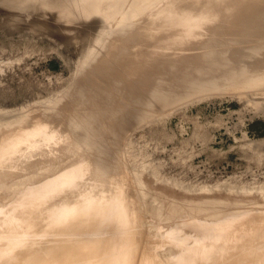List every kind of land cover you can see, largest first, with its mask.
Wrapping results in <instances>:
<instances>
[{"label":"rangeland","instance_id":"1","mask_svg":"<svg viewBox=\"0 0 264 264\" xmlns=\"http://www.w3.org/2000/svg\"><path fill=\"white\" fill-rule=\"evenodd\" d=\"M13 1L16 4L12 0H0V3H3L0 4V10L2 9L0 11V154L2 153L1 155H4L5 159H7L5 160L0 156V161L1 159H3V162L6 161V163L2 161L0 163V245L2 241L6 243V245H1V247H4L2 248L5 252L0 247V264H65L67 261L69 264H93L92 261H97V259L94 260V256L98 257V254L101 256L98 261L108 256V258L106 257L107 260H103V262L112 260L114 264H119L120 260L125 258L127 264H257V260L258 264H264V256L259 254V250L260 253L264 250V237H262L264 234V215L262 214L264 212V203H262V201L264 202V0H172L175 2H173V5L172 3L168 4L169 0L124 1L122 3L123 8H129L133 12L140 7L147 8L146 10L144 9L145 11L142 15H139L143 18L137 16L136 20L128 21V23H132L128 24L130 27H127L131 28L134 25V28L132 27L131 29L132 32L135 31L133 38L135 43L140 38V33L146 32V30H149L150 33L147 32L150 36L153 35L152 32L163 31L162 35H160L162 40L159 42L160 46H163L159 57L162 63L160 71L165 66L166 71L170 70V72L166 73L163 69L162 73L155 74L156 70H154L144 82L137 80V83V81L133 80L136 83L135 85V83L132 84L130 81L134 87L130 85L131 88L129 86L130 89H126L127 92L126 90H120L122 92L116 93V97L115 94L111 95L112 99L108 96L111 101L115 99L112 101L113 103L109 102L107 97L104 96L102 98L105 101L94 97L90 101L83 100V103H77V98H72V101L69 98L68 101L70 100V102H66L64 109H72L73 107L74 109L77 108L75 110L78 111L81 109L79 115L87 119L86 122L88 121L87 123L89 124L80 117V120L82 119L86 123L85 125L81 122L79 123L80 125L82 124L81 126H83L84 130H81L83 129L81 126L80 129L77 125H74L77 127H73L74 129H71V131H65L69 132V134L61 130L60 137L57 135L60 128L56 126L59 129L56 132L54 125L61 124V129L70 130L68 125L72 124L73 121H66L67 124L62 119V115L65 113L63 99L67 93H70L77 84L84 80V76L88 72H84L83 67L93 58L92 54H96L101 49L98 53L104 52L101 54L103 56L106 53L105 50H110L111 44L108 46L109 49L107 47L102 51L100 43L102 39H109V41L111 39L113 42L114 38L118 36L117 26L115 25L118 19L114 14L103 16L98 13L93 18H86V16L82 15V17L77 14L79 17L74 15L78 17L77 19L72 20L73 17H71L69 20V17L62 16V12L68 8L67 5L73 3L70 0H67V5L59 3V0H52L54 2L52 3L55 4V11L52 9L54 6L51 0H39V3L32 0L34 4L30 2L31 0ZM42 2L43 4L40 5ZM17 3L20 4L17 5ZM37 3L40 6H37ZM211 3H216V9L213 8L215 13L200 26L195 27L196 29L200 27L198 31L195 30L191 34H183L184 26L180 24L167 27L170 23L166 20L168 18L164 14H168L167 11L169 9H173L174 13L178 11V13H186L189 11L191 13L199 12L198 14H200ZM23 4L24 6H22ZM59 4L65 7L61 6L59 8ZM157 4H160L159 7ZM10 5L15 8H11ZM43 5H45L44 9ZM163 6L167 11L164 10ZM167 6L171 8L168 9ZM174 6H176V9H174ZM27 7L33 10L31 9V11ZM46 7L51 8L53 12L47 11ZM56 7L59 11H57ZM157 8H161L159 10L165 13L155 10ZM41 9L43 11H40ZM151 10L154 13L158 11L161 14L157 12L159 15H156ZM36 12L38 15L35 14ZM38 12H43L44 14H39ZM46 12H51L52 14L49 13L50 15H47ZM149 14H154L151 22L149 20H152L150 19L152 15L148 16ZM162 14L163 16H161ZM12 15L13 17H11ZM9 16L10 20L8 19ZM98 16L103 19L99 20L101 18L99 17L98 19ZM33 17L35 19H31ZM36 17L40 20H37ZM59 17L63 18V20L65 19L60 24L57 22L60 20ZM147 17L149 19L146 21L149 23L147 24L144 20L145 23L143 24L142 20L147 19ZM154 17L155 19L158 17L160 20H155ZM12 18H15L14 21L18 19V22H13ZM29 18L33 21L35 20V23ZM41 18L47 20L48 23L42 21ZM138 18L139 20L142 19V25ZM66 19L70 22H67L68 20ZM96 20L100 22L99 25ZM20 21L22 24H20ZM52 22L55 23L54 26ZM136 22L137 25L135 27ZM139 23L142 27L139 26ZM33 24L36 25L34 26ZM153 24L156 25L152 26ZM40 25L44 30L40 28ZM50 26L52 30H50ZM64 27L68 28L69 31ZM75 28L78 29V32ZM117 30H119V27ZM171 33H175V35H170ZM112 35L114 36L110 37ZM167 36L170 39L169 42ZM151 42L153 41H150V44ZM174 42L177 44H173ZM130 55L129 51L127 56L123 58L125 63H136L139 60V58L131 57ZM178 62L182 63L183 67L179 66L180 63ZM137 65L134 64L135 68H138ZM149 65L152 64L150 63ZM260 65L261 68H259ZM168 66L170 68L172 66V68H167ZM256 66L258 71L254 69ZM132 67L129 68L131 69ZM179 67L182 69L178 70ZM251 67L254 68L252 69ZM135 68L132 71H136ZM249 69L252 71H249ZM254 74H259V76H253ZM236 75L238 80L235 79ZM249 76H253L252 78L256 77L257 80L255 78L251 80V77L248 78ZM148 77H150V80H148ZM245 78H248L249 81ZM229 79H232L230 81L234 86H232ZM239 80L243 82H239ZM194 84H204V86ZM162 90H165V99L159 100L158 97L163 95ZM182 93L184 94L182 95ZM113 97L115 98L113 99ZM67 103L69 105L70 103H76V106L81 104L86 110L80 106H78V109L72 104L69 106ZM89 105L91 108L87 107ZM86 107L91 110H89L90 113L86 112ZM82 112H85V114ZM85 115L86 117L88 115V117L86 118ZM31 124L33 127L30 126ZM34 125L36 126L34 127ZM40 125H49V127L53 125L54 127L47 129V137L40 138L38 136L34 140L33 136L26 134V132H30L28 130H34L33 128ZM72 125L69 128H72ZM86 126L93 128L92 131L91 129L87 130ZM120 127L122 130H120ZM51 129H55V131L52 133ZM85 130L89 132H86L87 134L83 133ZM75 131L81 138L75 134ZM71 132H74L72 134L81 141L72 135L74 139L78 140L77 142L75 140V143L79 142L78 145L74 143V139H71L73 142H70V136L67 137ZM89 134L92 136L89 137ZM65 136L69 139L68 142ZM52 141H57L54 146L53 143L51 144ZM59 142H61V145L64 143L65 145L63 144V146L67 145V147L71 148H68V150L67 147H62ZM57 145L61 147V150H58L60 153L55 151L59 148ZM73 146L77 147L76 149H74L75 147L73 148L77 154L73 153ZM84 146L88 147L84 149ZM52 147L54 148V153H56L54 156L51 155L53 154ZM50 149L51 152L49 151ZM77 149L83 153L79 150L77 151ZM14 151L18 152L19 158ZM62 151L71 156L66 155L68 157H65ZM71 151H73V155ZM19 152L27 155L22 154L20 156ZM47 152L51 153L50 157ZM78 152H80L79 155ZM84 153L88 154V157ZM13 155L18 158V161L14 160ZM36 155L42 158L38 159V161L40 160L39 164H36V158L38 157L35 158L34 156ZM81 155H86L85 157L83 156L84 162L83 158L81 159ZM29 156L31 159L30 167L28 166L29 160H24L29 159ZM31 156L34 158L32 159ZM22 157L24 158L22 160L26 163L24 166H22L23 164L20 165V163L19 165L17 164ZM43 159H46V161H43ZM32 160L35 163L33 162L32 164ZM83 165L87 167L85 172L81 170ZM11 168H15L14 172ZM69 178L71 181L78 179L76 181L77 185L65 186L61 191L54 192L51 196H49L50 194L46 196L44 192H52L54 185L40 188L51 180L60 183ZM85 179L91 181L88 182ZM6 180L9 181L6 182ZM112 180L114 181L111 182ZM115 180H117V186H113L114 189L117 188L115 191H120L123 185V192L125 191L124 194L122 193L123 197H125L128 204L130 201L132 203V207L127 204L132 209L127 206L128 213L131 210V216L128 218H131L129 220H132L130 221L132 223L128 222L126 224L128 227L131 224L132 226L128 228L126 225H118L119 222L115 223V220H120V215L116 214L113 218L115 222L112 221V223L114 222V227L116 224L117 226L112 230L114 227L110 226L109 221H106L105 223L109 224L107 232L105 228H102L104 222L100 224L98 220L103 217H105V219L103 218L104 220L108 218L106 219L105 215H101V217L94 213V210L88 211L91 212L92 218V213L94 215L97 214V217L100 216L98 220L94 216L98 224L94 218L95 224H90L93 220L89 218L90 216L89 213L86 214L87 212H84L85 214L83 213L82 216L80 215V218H83L82 222L87 221L86 223H81L79 219L76 220L77 217L75 216L77 214L79 216L80 209H82L80 206L83 207L87 204L86 201L88 199L86 198L85 203H83L82 197H87L89 193L88 198H90L95 195V190L97 194V191H100L102 187L106 192L101 190L100 193L110 196L111 190L114 191L112 183L116 184ZM83 181L84 183H82ZM8 182L9 184H7ZM85 183L89 184V186L87 185L88 187H86ZM110 183L111 185L108 188L103 186ZM82 184L85 185H83L84 188H87H85L86 191L85 189L83 190V187L80 188ZM95 184L96 186H94ZM73 186L76 188L74 189ZM97 186L102 187L95 189ZM72 189L77 194L76 198L81 197L79 199L82 202L78 201L81 204L83 203V205L77 203L75 194L70 192ZM108 189L111 190L109 191ZM82 190L85 192H81ZM115 191L113 194H116ZM260 191L263 192L260 193ZM69 192L74 197L67 196L70 194ZM101 194L98 192V196ZM29 198L32 200H29ZM69 198L73 202L71 200V202L66 203ZM259 199L262 200L259 201ZM65 203L68 204V207L69 203H71L74 209L76 204L80 205V208H77L80 211H75V216L73 212L70 214L67 212V214L68 218H73L72 224L75 223L77 226L86 224V228L85 226L82 227L85 228L83 230L81 226H76L82 232H77L79 230L74 227L75 225L71 224L69 219L65 221L74 228L70 225L69 228H73V230L66 227L68 231L65 232V226L68 225L64 221V218H67L65 215L61 219L50 217L49 213L54 205L57 204L66 209L67 205L65 207ZM20 204L28 205V207L23 208L21 206L17 209ZM29 204L34 207L29 209ZM39 206L41 208L38 209ZM257 206L261 210L257 209ZM8 210L11 214L8 213ZM258 210L261 211L260 213L263 216L258 214ZM67 211H69L68 208ZM28 213L30 214L28 215ZM31 214H33V218L30 217V221L29 216ZM83 215L85 216L83 217ZM23 216L28 221L25 222ZM73 216L80 223L76 222ZM252 216L256 217L255 219L257 220L259 219L258 222L255 219H251ZM35 218L38 221L40 219L41 225L34 224L36 220L32 219ZM84 218L90 219V221L88 222ZM244 219H247L245 220L246 223ZM248 220H251V222H248L247 225ZM20 221L22 224L25 222L26 226L31 224L30 226L28 225L30 228L25 229L26 226L24 227V224L22 225ZM259 221L263 224L261 225ZM14 222H17L19 226L17 227ZM190 222L193 223L191 224ZM197 222L199 224L196 229ZM252 223L253 227L254 225L258 227V230L260 229L259 225L263 227L259 230L261 236H257L259 234H257L258 230L256 227L254 228L257 233L253 231L254 228H249ZM96 224L102 227L98 226L99 228H97ZM110 227L112 228L110 229ZM32 228L33 230H31ZM243 228H247L244 230L245 234H243ZM16 229L21 231L13 232ZM69 230L77 233L68 234ZM247 230L250 235L255 234V236L251 235L250 237ZM70 234L73 235L70 236ZM76 235H79V238ZM111 235L113 238H117L115 243L111 244L112 249L110 242H107L109 245L105 242L107 237H110V239L108 238L110 241L113 240ZM58 236H60V241L56 240ZM64 236L67 238L75 236V239L73 237L68 240ZM81 236L85 238L84 244H88L91 240L93 241V238H96L95 242L102 239L109 250L104 244L105 248L101 250L100 247L102 245L100 244L101 246L99 245L98 249L100 248L99 251H102L100 252L101 254L94 252L92 249L96 253H93L94 256H92L91 249H87L91 253L90 258L93 257V260H88V253L84 254L87 252L85 248L82 251L81 247V249L78 248V246L83 245ZM34 237L36 241H33ZM89 237L93 238L90 239ZM46 238H52V240L50 239V241ZM16 239L23 240L22 242L20 240V243H18V240V244H14ZM26 239L28 241L32 240L33 243L31 241L32 244L26 242ZM78 239H80L79 242H82H80L81 245H79ZM108 239L106 241H109ZM62 240H64L65 245L62 244L64 243ZM75 240L77 241L74 242ZM86 240L88 241L85 242ZM253 240L257 242H252ZM70 241L77 243V246H74ZM8 242H12L11 245L7 244ZM227 242L229 246H227ZM231 242L233 243L231 244ZM248 242L253 244L256 254L252 246L250 247L252 252L249 250L250 245ZM71 244L73 247L70 246ZM63 245L64 248L61 247ZM225 246L229 247L228 249L232 250L233 253L235 252V254L231 255V252L229 254V250L227 251ZM239 248L245 250L244 253H241ZM64 249H66L67 253L63 252ZM106 252H111L112 254H105ZM70 253H75V256L68 259L66 255ZM125 253H127L126 256ZM227 253L231 256H227ZM243 254L245 255L244 258ZM258 254L260 256H257ZM251 256L254 257L252 258ZM65 258L67 259L65 260ZM83 258L92 261L87 263ZM79 260H83V262L80 263L81 261L79 262ZM241 260H245V262ZM110 261L108 262L109 264L111 263Z\"/></svg>","mask_w":264,"mask_h":264},{"label":"bare ground","instance_id":"2","mask_svg":"<svg viewBox=\"0 0 264 264\" xmlns=\"http://www.w3.org/2000/svg\"><path fill=\"white\" fill-rule=\"evenodd\" d=\"M9 1V0H8ZM19 1V0H18ZM23 1V0H22ZM22 1H20V2H22ZM26 1V0H25ZM28 1H30V0H28ZM34 1V0H33ZM35 1H39V0H35ZM41 1H44V0H41ZM40 1V2H41ZM55 1V0H54ZM58 1V0H57ZM56 1V2H57ZM124 1H127V0H70V2H73L72 4H70V5H67V0H59V3L61 2L62 4H65V5H67V9H65V11L64 12H62V16H65L66 18H68L69 17V20L71 19V17H73V19L72 20H74V19H77L79 16L77 15V14H79V15H83V16H86V18H93V16L94 15H96V14H98L99 13V15H100V13L104 16H110V15H113L114 14V16L118 19L117 21V23L115 24L117 27H116V31L118 32V36L116 37V38H114V40H113V42L111 41V39H110V41H109V39H105V40H103L102 39V41H101V43H100V45H101V47L100 48H102V51L103 50H105L110 44V50H105V54L102 56L101 54L102 53H104V52H101V53H98L99 51H101V49H99V51H97L96 52V54H92L93 55V58H91V60L90 61H88V63L87 64H85L84 65V67H83V69H84V72H88V73H86V75L84 76V80L81 82V83H79V84H77V86L70 92V93H67V95H66V97L63 99L64 101H63V109H64V105H66V102H70V100L72 101V98H77L78 100V102L77 103H83L82 101L84 100V101H86V100H91L92 98H98L99 100H104V98H102L103 96L104 97H107V99H108V101L110 102L111 100H109V97L108 96H110L111 97V95L112 94H115V97H116V93H119V92H122V91H120V90H126V89H130L131 88V86H133L132 84L133 83H135V82H133V80L134 81H139V82H144V80L145 79H147V76L148 75H150V73L152 72V71H154V70H156L155 71V74H159V73H162V70L164 69L165 70V72L167 73H169L170 72V70L169 71H166V69H165V66L164 67H162L163 69L160 71V68H161V62H160V55H161V50L163 49V46H160V44H159V42H161L160 40H162V38H161V36L160 35H162V32L163 31H159V32H152V36H150V32H149V30H146V32H142V33H140V38H138V41L135 43V40H133V38H134V32L135 31H133L132 32V27L134 26H132L131 28H129L130 27V25H128V24H130V23H132V22H130V23H128V21H133L137 16H139V15H142V13L147 9V8H144V7H140V8H137L134 12L132 11V10H129V8H123V5H122V3L124 2ZM170 1H172V0H169L168 1V4H170V3H172V5L175 3L174 1H172V2H170ZM12 2H14L13 0H12ZM17 2V1H16ZM31 3H33L34 4V2H32V0L30 1ZM49 2V1H48ZM53 1L51 0V3H52ZM174 2V3H173ZM217 2V1H216ZM10 3V2H9ZM8 3V4H9ZM15 3V2H14ZM26 3V2H25ZM24 3V4H25ZM29 3V2H28ZM30 3V4H31ZM36 3V2H35ZM39 3V2H38ZM38 3H37V6H40L41 4H43V2L42 3H40V5H38ZM46 3V2H45ZM54 3V2H53ZM52 3V4H53ZM58 3V2H57ZM160 3V2H159ZM177 3V2H176ZM183 3H185V2H183ZM0 4H3V3H0ZM16 4V3H15ZM18 4H20V3H17V5ZM24 4L22 5V6H24ZM50 4V3H49ZM167 4V5H168ZM179 4V3H178ZM177 4V5H178ZM215 4L216 3H211L210 4V6L209 7H205L204 9H206V10H203V11H201L200 12V14H198L197 12H194V13H191V12H189L188 10V12H186V13H174L175 11L173 10V9H169V8H171V7H169L168 8V6H167V8L169 9V11H167V9L163 6V8H165L164 10H166L167 11V13L168 14H164V16L165 17H167L168 19H166L170 24H169V26L167 25V27H171V26H176L177 24H180V25H182V26H184V30H183V34H191L192 33V31H198V29L200 28H195L196 26L198 27V26H200V24H202L205 20H207L210 16H213L214 15V13H215ZM27 5V4H26ZM25 5V6H26ZM55 4H53V6H54ZM158 5V4H157ZM160 5V4H159ZM159 5H158V7H159ZM176 5V4H175ZM180 5H182V4H180ZM179 5V6H180ZM187 5V4H186ZM186 5H185V7H186ZM13 6H15L14 4H13ZM28 6V5H27ZM44 6L45 5H43V9H44ZM48 6V5H47ZM50 6V5H49ZM56 6H57V4H56ZM62 5L61 4H59V8L61 7ZM184 6V5H183ZM10 7H11V5H10ZM32 8H33V6H31ZM62 7H65V6H62ZM175 8L174 9H176V6H174ZM1 8V7H0ZM4 8V7H3ZM11 8H15V7H11ZM24 8V7H23ZM27 8H29V7H27ZM31 8V9H32ZM35 8V7H34ZM39 8V7H38ZM37 8V9H38ZM42 8V7H41ZM47 8V7H46ZM162 8V7H161ZM161 8H159V9H161ZM173 8V7H172ZM180 8V7H179ZM183 8V7H182ZM213 8H215V9H213ZM25 9V8H24ZM30 9V8H29ZM30 9V10H31ZM49 7L46 9L47 11H51V8L49 9ZM52 9H54V11H55V6H54V8H52ZM56 9H57V11H59L58 10V8L56 7ZM63 9V8H62ZM145 9V10H144ZM158 8L157 9H155V10H159ZM181 9V8H180ZM2 10V9H1ZM0 10V11H1ZM33 10V9H32ZM31 10V11H32ZM39 10V9H38ZM64 10V9H63ZM62 10V11H63ZM150 10V9H149ZM149 10H147V11H149ZM153 10V9H152ZM151 10V11H152ZM171 10V11H170ZM34 11H35V9H34ZM37 11V10H36ZM40 11H43L42 9L40 10ZM61 11V10H60ZM159 11H161V10H159ZM181 12H183V11H185L184 9H183V11L182 10H180ZM51 12H53V10L51 11ZM51 12H49L50 14H52ZM123 12V13H122ZM153 12V11H152ZM158 11H156V13H154V14H156V15H159L158 13H160V12H158ZM4 13H5V10H4ZM39 14H41V13H43V12H38ZM47 13V15H50L48 12H46ZM151 13V12H150ZM161 13H165L164 11L162 12L161 11ZM160 13V14H161ZM2 14H3V12H2ZM9 14V13H8ZM17 14V13H16ZM34 14V13H33ZM36 15H38L37 14V12L35 13ZM44 14V13H43ZM42 14V15H43ZM54 15H55V13H53ZM57 14V13H56ZM60 14V13H59ZM117 14H118V16H117ZM148 14V13H147ZM154 14H151L152 15V18L150 17V19H152V20H149V22H151V21H153V16H154ZM212 14V15H211ZM4 15V14H3ZM25 15V14H24ZM77 15L78 17H75V16ZM150 14L148 15V16H151ZM0 16H1V14H0ZM15 16H17V15H15ZM14 16V17H15ZM20 16V15H19ZM39 16H41V15H39ZM43 16H45V15H43ZM53 16V15H52ZM58 16V15H57ZM82 16V17H83ZM143 16H144V14H143ZM161 16H163V14L161 15ZM2 17H4V16H2ZM11 17H13V15L11 16ZM54 17V16H53ZM52 17V18H53ZM99 17L100 16H98V19H99ZM140 17V16H139ZM20 19H21V16L19 17ZM56 18V17H55ZM60 18V17H59ZM96 18H97V16H96ZM101 18V17H100ZM140 18H143V17H140ZM161 18V17H160ZM163 18V17H162ZM5 19V18H4ZM4 19H2V20H4ZM9 20H10V16H9V18H8ZM8 19H6V20H8ZM15 19V18H14ZM14 19L12 18V20H13V22H16V21H14ZM30 19V18H29ZM31 19H35L34 17L33 18H31ZM30 19V20H31ZM36 19H37V17H36ZM39 19V18H38ZM37 19V20H38ZM45 19V18H44ZM48 20H49V18H47ZM51 19V18H50ZM82 19V18H81ZM84 19V18H83ZM97 19V20H98ZM103 18H101V19H99V20H102ZM149 18L147 17V19L145 18V19H140L139 20V18H138V20L139 21H143V24L145 23V22H147V24L149 23L148 21H146V20H148ZM154 19H155V17H154ZM156 19L159 21L160 19H158V17H156ZM155 19V20H156ZM1 20V21H2ZM11 20V21H12ZM26 20V19H25ZM40 20V19H39ZM41 20L42 21H46L47 23H48V21L47 20H43L42 18H41ZM53 20H54V18H53ZM65 20V19H64ZM63 18L61 19L60 18V20L59 21H57V19H56V21L60 24V23H62L63 21ZM66 20H68V19H66ZM67 21V22H70V21ZM96 20V21H97ZM136 20V19H135ZM144 20H145V22H144ZM154 20V21H155ZM163 20H164V18H163ZM5 21V20H4ZM10 21V22H11ZM22 21H23V19H22ZM28 22H29V20H27ZM31 21H33V20H31ZM35 21V20H34ZM33 21V22H34ZM51 21V20H50ZM55 21V22H56ZM95 21V22H96ZM142 21H141V25H142ZM3 22V21H2ZM8 22V21H7ZM18 22V21H17ZM21 22V21H20ZM26 22V21H25ZM38 22V21H37ZM36 22V23H37ZM138 22V21H137ZM137 22H136V24H135V27H136V25H137ZM35 23V22H34ZM53 23V22H52ZM58 23H57V26H58ZM97 23H98V25H99V21H97ZM17 24V23H16ZM20 24H22V22L20 23ZM39 24V23H38ZM34 25V24H33ZM36 25V24H35ZM34 25V26H35ZM55 25V23H53V26ZM62 25V24H61ZM64 25V24H63ZM66 25V24H65ZM82 25V24H81ZM97 25V26H98ZM140 25V23H139V26H141ZM156 25V24H155ZM154 24L152 25V26H155ZM31 26H32V24H31ZM83 26V25H82ZM127 26H129V27H127ZM46 27V26H45ZM59 27H60V25H59ZM72 27H74V26H72ZM77 27H79V26H77ZM84 27V26H83ZM118 27H119V30H117L118 29ZM142 27V26H141ZM37 28V27H36ZM40 28H42L41 27V25H40ZM50 30H52V27L50 26ZM64 28H66V27H64ZM70 28V27H69ZM134 28V27H133ZM155 28V27H154ZM195 28V29H194ZM43 29V28H42ZM47 29H49V28H47ZM56 29V28H55ZM67 30H68V28H66ZM76 29V28H75ZM80 29V28H79ZM145 29V28H144ZM143 29V30H144ZM170 29H172V28H170ZM44 30V29H43ZM60 30V29H59ZM77 30V32H78V29H76ZM156 30V29H155ZM56 31H58L57 29H56ZM61 31V30H60ZM69 31V30H68ZM71 31V30H70ZM149 33H148V32ZM158 31V30H157ZM53 32H55V31H53ZM62 32V31H61ZM63 32H64V30H63ZM66 32V31H65ZM74 32V31H73ZM58 33V32H57ZM69 34V33H68ZM58 35V34H57ZM139 35V34H138ZM170 35H175V33H171ZM62 36V35H61ZM64 36V35H63ZM72 36V35H71ZM79 36V35H78ZM114 35H112V36H110V37H113ZM133 36V37H132ZM149 36H150V39H149ZM65 37V36H64ZM132 37V38H131ZM157 37V38H156ZM172 37V36H171ZM170 37V38H171ZM155 39V40H154ZM167 39H169V37L167 36ZM166 39V40H167ZM109 41V42H108ZM150 41H153V42H151V44H150ZM165 41V40H164ZM163 41V42H164ZM170 41V39L168 40V42ZM175 41V40H174ZM179 41V40H178ZM182 41V40H181ZM106 42H107V44H106ZM162 42V43H163ZM171 42H173V41H171ZM177 42V41H176ZM176 42H174L173 44H177ZM109 43V44H108ZM153 43V44H152ZM161 43V44H162ZM171 44V43H170ZM169 44V45H170ZM113 45V46H112ZM164 45H165V42H164ZM151 46V47H150ZM167 46V45H166ZM168 47H170V46H168ZM107 49H109V47L107 48ZM187 49V48H186ZM112 51V52H111ZM130 51V53H131V57H135V58H139V60L135 63V62H130V63H125V61H124V57L125 56H127V52H129ZM109 54V55H108ZM171 54H172V52H171ZM102 56V57H101ZM170 57V56H169ZM171 59V58H170ZM169 59V60H170ZM257 59H259V58H257ZM237 60V59H236ZM128 61V60H127ZM136 61V60H135ZM167 61V60H166ZM172 61V60H171ZM181 62V61H180ZM180 62H178V63H180ZM210 62V61H209ZM134 63V64H138L137 65V67L138 68H135L136 66H134V64H133V67H132V64ZM151 63L152 65H149V64ZM211 63V62H210ZM213 63V62H212ZM217 63V62H216ZM261 63V62H260ZM173 64V63H172ZM172 64H170V65H172ZM175 64V63H174ZM177 64V63H176ZM194 64V63H193ZM198 64V63H197ZM219 64V63H218ZM255 64V63H254ZM127 65H130V66H128L127 67ZM169 65V66H170ZM179 65V64H178ZM178 65H176V66H178ZM183 64L182 63H180V65L179 66H182ZM212 65V64H211ZM214 65V64H213ZM215 65H217V64H215ZM150 66V67H149ZM167 66V65H166ZM167 67V68H170V67ZM173 66H175V65H173ZM129 67H132L131 69L129 68ZM183 67V66H182ZM214 67V66H213ZM255 67V66H254ZM253 67V68H254ZM263 67V66H262ZM133 68H135L136 69V71H132L133 70ZM171 68H172V66H171ZM170 68V69H171ZM174 68V67H173ZM252 68V67H251ZM252 68V69H253ZM259 68H261V65H260V67ZM134 69V70H135ZM176 69V68H175ZM174 69V70H175ZM180 69H182V68H180L179 67V69L178 70H180ZM256 71H258L257 69V66H256V68H254ZM173 70V69H172ZM177 70V69H176ZM218 70V69H217ZM231 70V69H230ZM251 69H249V71H250ZM150 71V72H149ZM159 71V72H158ZM242 71H244V70H242ZM252 71V70H251ZM91 72V73H90ZM164 71H163V73H165ZM217 72V71H216ZM232 72V71H231ZM241 72V71H240ZM198 73H199V71H198ZM244 73V72H243ZM243 73H241V74H243ZM245 73H246V70H245ZM248 73V72H247ZM154 73H153V75H155ZM241 74H239V75H241ZM250 74V73H249ZM248 74V75H249ZM260 74V73H259ZM259 74L258 75H256V74H254L253 76H255L256 75V77L257 76H259ZM214 75V74H213ZM251 75V74H250ZM244 76V75H243ZM243 76H241V77H243ZM252 76V77H253ZM195 77V76H194ZM251 76H249L248 78H250ZM251 77V80L252 79H254L255 78V80H257V78L256 77H254V78H252ZM231 78H233V77H231ZM238 77H237V75H236V77H235V79L236 80H238L237 79ZM247 78V79H248ZM234 79V78H233ZM241 79V78H240ZM246 79V78H245ZM246 79V80H247ZM148 80H150V77H148ZM230 80H232V79H229V81ZM243 80V79H242ZM242 80H239V82H243ZM130 81H131V83H130ZM138 81H137V83H138ZM147 81V80H146ZM160 81V80H159ZM158 81V82H159ZM162 81V80H161ZM229 81H226V82H229ZM245 81V80H244ZM248 81H249V79H248ZM163 82V81H162ZM245 82H247V81H245ZM230 83H231V81H230ZM234 83V82H233ZM236 83L238 84V82L236 81ZM235 83V84H236ZM224 84V83H223ZM222 84V85H223ZM232 84V83H231ZM131 85V86H130ZM135 85H136V83H135ZM161 85V84H160ZM194 85H198V86H204V84H194ZM129 86H130V88H129ZM232 86H234V84H232ZM263 86H264V84H263ZM134 87V86H133ZM164 87V86H163ZM167 90V89H166ZM170 90V89H169ZM163 91V90H162ZM161 91V92H162ZM126 92H127V90H126ZM167 92V91H166ZM164 93H165V90L163 91V95H160V97H158L159 98V100H164L165 99V97H164ZM166 94V93H165ZM184 93H182V95H183ZM155 95H157V94H155ZM187 95V94H186ZM185 95V96H186ZM119 96H120V94H119ZM166 96V95H165ZM115 97H113V99L115 98ZM70 98V100L68 101V99ZM149 98V97H148ZM155 98V97H154ZM153 98V99H154ZM111 99H112V97H111ZM118 99V98H117ZM149 99H151V98H149ZM157 99V98H156ZM102 100V101H103ZM115 100V99H114ZM114 100H112V101H114ZM147 100V99H146ZM158 100V101H159ZM105 101V100H104ZM108 101H106V102H108ZM111 101V102H112ZM142 101H144V100H142ZM155 101V100H154ZM92 102V101H91ZM108 102V103H109ZM145 102V101H144ZM150 102V101H149ZM156 102V101H155ZM67 103V104H68ZM113 103V102H112ZM142 103V102H141ZM146 103V102H145ZM74 105V106H76L74 103H70V105ZM86 104H89V103H86ZM155 104V103H154ZM158 104V103H157ZM69 105V104H68ZM69 105V106H70ZM91 106H92V104H90ZM87 106L88 108H91V106ZM94 105H95V103H94ZM93 105V106H94ZM143 105H145L144 103H143ZM147 105V104H146ZM156 105V104H155ZM159 105V104H158ZM78 106H80V107H83V109H85L84 108V106L83 105H77L76 107H78ZM86 107V108H87ZM87 108V111L86 112H88V113H90V109H88ZM93 108V107H92ZM75 109H77V108H75ZM74 109V107L72 108V109H64L65 110V113L62 115V119H63V121L64 122H71L72 120V124L70 123V125H68L69 127L72 125V128H69L68 127V129H70V130H67L66 128H62L61 129V124L59 125H54L55 126V128H56V132H57V129L58 128H60V130H59V133L57 134L58 136H59V134L63 131L64 133H66V134H69V132L67 133V132H65V131H71V129H74L73 127H75L74 125H77L79 128H80V126L82 125V124H86L87 122H86V120L87 119H85V118H83V117H81L79 114H80V110L78 111V110H75ZM78 109H79V107H78ZM86 110V109H85ZM84 110V111H85ZM90 110V111H89ZM83 111V110H82ZM83 113V112H82ZM83 114H85V112L83 113ZM82 114V115H83ZM87 114V113H86ZM132 114V113H131ZM136 116V115H135ZM80 117L81 118H83V119H85V122H84V120H80ZM85 117H86V115H85ZM87 117H88V115H87ZM86 117V118H87ZM137 117V116H136ZM89 118H91V116H89ZM65 119V120H64ZM67 119V120H66ZM138 119H139V117H138ZM90 121V120H89ZM93 121V120H92ZM129 121V120H128ZM66 122V123H67ZM82 123L81 125L79 124V123ZM56 123H58V122H56ZM68 124V123H67ZM87 124H89V123H87ZM90 125H92L91 123H90ZM89 125V126H90ZM31 127H33V125L31 124L30 125ZM36 125H34V127H35ZM53 126V125H52ZM52 126H50L49 127V125H46V126H37L36 128H33L34 130H28V131H30L29 133H27L26 132V134L27 135H31V136H33V139L34 138H37L38 136L40 137V138H43V137H47V134L46 133H48V132H46L47 131V129L48 128H51ZM53 126V127H54ZM58 128H57V127ZM76 126V127H77ZM30 127V128H31ZM75 127V128H76ZM82 128H83V126H81ZM87 127V126H86ZM90 127H92V126H90ZM81 129V128H80ZM79 129V131H81V130H84V128L83 129H81L80 130ZM89 129H91V128H88L87 127V130H89ZM93 129V128H92ZM92 129H91V131H92ZM62 130V131H61ZM76 130H78V129H76ZM120 130H122L121 129V127H120ZM48 131H50V130H48ZM53 131H55V129L53 130V129H51V132L53 133ZM74 131V130H73ZM94 131V130H93ZM76 132L77 131H75V134H76ZM86 132H89V131H84L83 133H86ZM55 133V132H54ZM74 134V132H71L70 133V135H66L67 137H69L70 136V142H73L72 140L74 139L73 138V136L74 137H76L75 135H73ZM87 134V133H86ZM90 134H91V132H90ZM90 134L88 135L89 137H91L90 136ZM92 134H93V132H92ZM55 135H56V133H55ZM63 135V134H62ZM73 135V136H72ZM77 135V134H76ZM60 136H61V134H60ZM59 136V137H60ZM65 136V137H66ZM77 136H79V135H77ZM56 137V136H55ZM63 137V136H62ZM66 137V138H67ZM80 137V136H79ZM86 137V136H85ZM94 137V136H93ZM92 137V138H93ZM58 138V137H57ZM77 139H78V137H76ZM76 138L74 139V143H75V140H76ZM81 138V137H80ZM87 138V137H86ZM63 139V138H62ZM68 138L66 139L67 140V142H68V140H69ZM72 139V140H71ZM35 140V139H34ZM64 140H65V138H64ZM66 140H65V142H66ZM79 140V139H78ZM78 140H76V142L78 141ZM89 140H90V138H89ZM57 141H59V140H57ZM57 141H55V142H57ZM80 141V140H79ZM92 141H94V140H92ZM54 141H52L51 142V144L53 143V146H54V143H55ZM62 142V141H61ZM61 142H59V144L61 145ZM81 142V141H80ZM91 142V141H90ZM90 142H88V143H90ZM83 143H85V142H83ZM64 144V143H63ZM63 144L61 145L62 147H64V148H66L67 147V145L66 146H63ZM69 144V143H68ZM76 145H78L79 144V142L78 143H75ZM47 145V144H46ZM50 145V144H49ZM65 145V144H64ZM73 145V144H72ZM72 145H70V146H72ZM84 145V144H83ZM86 145V144H85ZM45 146V145H44ZM89 146V145H88ZM88 146H84V149L86 148V147H88ZM96 146H98L97 144H96ZM57 147H59V148H57V150H55V151H58V150H61L60 148V146L59 145H57ZM75 146H73L72 147V150H73V148H74ZM68 148H71V147H67V149ZM77 147H75L74 149H76ZM79 148H80V146H79ZM49 149V148H48ZM54 148L52 147V151H53V154H51V153H48L47 152V154H49V157H50V154L51 155H53L54 156V154H56V153H54V150H53ZM56 149V148H55ZM84 149L82 148V150L84 151ZM62 150H64V149H62ZM69 150V149H68ZM79 149H77V151H78ZM15 151H18V150H15ZM14 151V152H15ZM48 151V150H47ZM50 152H51V149L49 150ZM65 151H66V149H65ZM65 151H62V153L63 154H65ZM74 151V150H73ZM73 151H71V153L73 152ZM76 151V150H75ZM73 152L74 154H77L76 152ZM80 151V150H79ZM59 152V151H58ZM57 152V153H58ZM70 152V151H69ZM80 152H82V151H80ZM80 152H78V155H79V153ZM15 153H17V155L15 154ZM14 154L16 155V156H18V158H19V155H18V152H15ZM20 153V156L23 154L22 152H19ZM60 153V152H59ZM58 153V154H59ZM61 153V154H62ZM73 153H72V155H73ZM83 153V152H82ZM2 154V153H1ZM0 154V156H2L4 159H5V156L4 155H1ZM25 154V153H24ZM23 154V155H24ZM30 154V153H29ZM46 154V155H47ZM84 154H86V153H84ZM27 154H25V156H26ZM45 155V156H46ZM66 155H68V156H71L70 154H65V157H68V156H66ZM87 155V157H88V154H86ZM86 155H81L82 157H81V159L83 158V156L85 157ZM24 156V157H25ZM38 156V157H37ZM42 156H43V154H42ZM41 156V157H42ZM56 156V155H55ZM62 156H64V155H62ZM32 157V156H31ZM36 159H37V161H36V159H34L37 163L36 164H39V161H38V159L40 158L39 157V155H36V156H34ZM34 157H32V159L34 158ZM1 158V157H0ZM12 158V157H11ZM13 158H14V160L16 159L17 161H18V158H16V157H14V155H13ZM26 158H28V157H26ZM10 159V158H9ZM8 159V160H9ZM22 159H24L23 157L20 159V161L17 163L18 165H19V163H20V165H22V166H24V165H26V163L22 160ZM40 159H42V158H40ZM46 159H47V157H46ZM46 159H43V161H46ZM5 160H7V159H5ZM4 160V161H5ZM22 160V161H21ZM25 161H28L29 160V164H28V166L30 165V156H29V159H24ZM83 160V162H84V158L82 159ZM1 161L3 162V159H1ZM1 161H0V163H1ZM11 161H13V160H11ZM16 161V162H17ZM35 161H31V163L33 164V162L35 163ZM42 160H41V162H43ZM15 162V161H14ZM14 162H13V164H14ZM21 162H24V163H21ZM82 162V161H81ZM3 163H6V161L5 162H3ZM3 163H2V165H3ZM11 163V162H10ZM9 164V163H8ZM12 164V163H11ZM17 164H15V166H17ZM10 165V164H9ZM87 165V164H86ZM14 166V167H15ZM32 166V165H31ZM84 166V167H83ZM82 166V168H81V170L83 171V172H85V170L87 169V167L85 166V165H83ZM88 166V165H87ZM30 167V166H29ZM90 167V166H89ZM16 168V167H15ZM14 168V169H15ZM25 168V167H24ZM28 168V167H27ZM32 168V167H31ZM6 169V168H5ZM8 169V168H7ZM12 169V168H11ZM14 169H12L13 170V172H14ZM23 169V168H22ZM9 171L11 172V170H10V168H9ZM22 171V170H21ZM6 173V172H5ZM4 173V174H5ZM12 173V172H11ZM21 173V172H20ZM9 174V173H8ZM14 174V173H13ZM3 175V174H2ZM11 175V174H10ZM5 176V175H4ZM1 177V176H0ZM11 177V176H10ZM9 177V178H10ZM21 177V176H20ZM12 178V177H11ZM15 178V177H14ZM82 178V177H81ZM13 179V178H12ZM23 179V178H22ZM21 179V180H22ZM80 179V178H79ZM11 180V179H10ZM78 179H76V180H73V181H71L70 180V178L68 179V180H64V181H62V182H57V181H55V180H51L50 182H47V183H45V185H42L40 188H46V187H48V186H51V185H54V190L52 191V192H50V193H47V192H44L45 193V195L47 196V195H49V196H51V195H53V193L54 192H58V191H61L65 186H69V185H71V184H74V186H75V184L77 185V183H76V181H77ZM83 180V179H82ZM85 180H87V179H85ZM84 180V181H85ZM117 180H119L118 178H117ZM117 180H115V182L117 181ZM7 181H9V180H6V182ZM25 181V180H24ZM84 181L82 182V183H84ZM88 182L89 181H91V180H87ZM87 181H85V182H87ZM114 180H112L111 182H113ZM123 181V180H122ZM5 182V181H4ZM25 182H27V181H25ZM20 183H21V181H20ZM23 183V182H22ZM32 183H34V182H32ZM120 183V182H119ZM118 183V184H119ZM7 184H9V182L7 183ZM90 184H91V182H90ZM113 185H112V189H114V187L115 186H117V182H116V184H114V183H112ZM121 184V183H120ZM6 185V184H5ZM83 185L84 184H82L81 185V187L80 188H82L83 187ZM85 185H86V187H88L89 186V184H87V183H85ZM84 185V186H85ZM88 185V186H87ZM111 185V183L109 184V185H103L105 188L107 187H109ZM1 186V185H0ZM3 186H4V183H3ZM31 186V185H30ZM73 186V188L75 189L76 187H74ZM91 187H93L92 185H90ZM94 186H96V184L94 185ZM114 186V187H113ZM120 186V185H119ZM15 187V186H14ZM85 187V188H86ZM90 187V188H91ZM102 186H97V187H95V189L97 188H101ZM121 187V186H120ZM119 187V188H120ZM124 186L122 185V187L120 188L121 190H122V192H121V190L120 191H115V189L117 190V188H115L114 189V191L116 192V194H113L114 193V191H112L111 189H108L109 191L111 190V194H110V196L109 195H107V196H105V195H102L101 193H100V191L102 190H104L105 191V189L103 188H101V190L100 191H97V194H96V190L94 191V194L95 195H97V196H91L90 198H88V196H89V193H88V196L87 197H82L83 198V203H85V200H86V198L88 199L87 201H86V203L88 204H85L83 207L82 206H80L82 209H80L81 211H83L81 214H80V210H77V208L79 209L80 207L76 204V203H74V204H76V206H75V209L74 208H72V206H71V203H69V207H68V204H66V203H68L69 201L71 202V200L73 199L74 200V196H75V198L77 197V194H76V192L74 193L73 192V190L74 189H72V190H70V192H72V193H74L75 195L73 196V194L72 193H70L69 195H67V196H69V197H71V196H73L72 197V199L70 200V198L68 199V200H66L65 202V207H66V205H67V207H66V209H64V207L62 208V207H60V206H58L57 204L56 205H54L53 207H52V210H51V212L49 213V215H50V217L52 216L54 219H57V218H59V219H61V218H63L64 217V215L65 216H67V218L65 219L64 218V221L65 220H68L69 219V221L71 222H73V218H72V220H71V218H68V214H70V213H72L73 212V215H74V213H75V211L77 212H79V216H78V214H77V216H75L76 215V213H75V217H77V219L76 220H78L79 219V221L81 222V223H83V222H85V221H83L82 222V217L80 218V215L82 216V214L85 212H87L86 214H88L89 213V218H92L91 216L92 215H90V213L91 212H89L88 210H90V211H92V210H94V213H97L98 215H105L106 216V219L108 218H111V219H107V220H104L105 219V217H103L102 219L100 218V216L99 217H97L98 215L96 214V215H94V213H92L93 214V218H94V220H95V217L94 216H96L97 218V220H98V218H100V220H104V221H100V220H98L99 221V223L100 224H102V222H108L109 221V223H110V226L112 225L113 227H114V222L115 223H117V222H119L118 223V225H126L128 222H130V221H132V220H129V219H131V218H128V217H130L131 215V208H129V206H131L132 207V203H131V201H130V205L128 204V202H127V200H125V197H123V194H124V192H123V190H124V188H123ZM9 188V187H8ZM7 188V189H8ZM29 188V187H28ZM84 187H83V190L85 189ZM94 188V187H93ZM92 188V190H94ZM118 188V189H119ZM261 188H263V187H261ZM24 189V188H23ZM31 189V188H30ZM87 189V188H86ZM86 189H85V191H86ZM258 189H260V188H258ZM26 190V189H25ZM69 190V189H68ZM80 190V189H79ZM81 191V192H85V191ZM88 190H89V188H88ZM91 190V191H92ZM260 190H262V189H260ZM80 192V191H79ZM79 192H78V194H79ZM81 192H80V194H81ZM98 192H99V194H101V195H99L98 196ZM106 192V191H105ZM108 192V191H107ZM263 192V191H262ZM261 191H260V193H262ZM18 193V192H17ZM109 193V192H108ZM123 193V194H122ZM256 193H257V191H256ZM14 194V193H13ZM72 194V195H71ZM93 194V193H92ZM258 194V193H257ZM63 195H64V193H63ZM91 195V194H90ZM260 195V194H259ZM258 195V196H259ZM262 195V194H261ZM48 196V197H49ZM127 197H128V195H127ZM68 198V197H67ZM79 198H81V197H78V198H76L77 199V201L78 200H80L81 202H82V200L81 199H79ZM254 198H256V196H254ZM263 198H264V196H263ZM75 199V200H76ZM128 199H130V198H128ZM258 199V198H257ZM29 200H32L31 198H29ZM73 200H72V202H73ZM260 200H262V199H259V201ZM256 201V200H255ZM254 201V202H255ZM81 202L79 203V201L77 202L78 204H81ZM171 202V201H170ZM251 202V201H250ZM258 202V201H257ZM83 203L81 204V205H83ZM262 203H264L263 201H262ZM73 204V203H72ZM129 206H128V205ZM171 204V203H170ZM253 204H255V203H253ZM257 204V203H256ZM30 205V207H29V209H32L31 207H34L33 205L31 206V204H29ZM173 205V204H172ZM21 206H23V208H27L28 207V205H25V204H20V206H18L17 207V209L18 208H20ZM41 206H43V205H41ZM70 206H71V208H70ZM127 206H128V208L129 209H131L130 211H129V213H128V208H127ZM260 206H262V205H260ZM250 207V206H249ZM258 207V206H257ZM36 208V207H35ZM39 208H41L40 206L38 207V209ZM67 208H68V210L69 211H67ZM85 210H84V209ZM255 208V207H254ZM257 209H259V207L257 208ZM263 209V208H262ZM259 210H261V209H259ZM258 210V211H259ZM66 211V212H65ZM255 211H256V209H255ZM257 211V212H258ZM67 212H68V214H67ZM261 211H259V213L258 214H260L261 216H263L264 215V212L261 214L260 213ZM8 213H10L9 212V210H8ZM13 213V212H12ZM84 213V214H85ZM112 213V214H111ZM11 214V213H10ZM30 213H28V215H29ZM116 214H119L120 215V220H115L114 221V217L116 216ZM27 215V214H26ZM129 215V216H128ZM257 215V214H256ZM259 215V216H260ZM33 216V214H31L30 216H29V219H30V221H31V218L30 217H32ZM37 216V215H36ZM63 216V217H62ZM73 216V217H74ZM85 215H83V217H84ZM87 216V215H86ZM108 216H110V217H108ZM261 216L259 217L260 219H261ZM24 217V216H23ZM28 217V216H27ZM75 217H74V220H75ZM79 217V218H78ZM102 217V216H101ZM246 217V216H245ZM26 217H24V219H25ZM33 218V217H32ZM88 218V217H87ZM93 218H92V220H93ZM247 218V217H246ZM256 218V217H255ZM254 218V216H252L251 217V219H255ZM258 218V217H257ZM19 219V218H18ZM21 219H22V217H21ZM28 219V218H27ZM39 219V218H38ZM81 219V220H80ZM85 219V218H84ZM248 219H250L249 217H248ZM262 219H263V217H262ZM32 220H36V221H34V224H40L41 223V221H40V219H39V221L37 220V218H35V219H32ZM42 220V219H41ZM75 220V221H76ZM85 220H88V219H85ZM93 220V222H90V224H95V221ZM111 220V221H110ZM245 220H247V219H244V222H245ZM257 222H258V220L257 219H255ZM255 220H254V223H255ZM25 222L26 221H28V220H24ZM23 221V222H24ZM64 221H62L63 222V224H65V223H67L66 221H65V223H64ZM68 221V222H69ZM74 221V222H75ZM90 221V219L88 220V222ZM98 221H96V223L98 222ZM112 221H114L113 223H112ZM262 221V220H261ZM261 221H259V223L261 222ZM263 221H264V219H263ZM21 222V221H20ZM25 222L23 223L24 224V227L26 226L25 225ZM36 222V223H35ZM38 222V223H37ZM72 222H71V224H72ZM76 222H78V221H76ZM80 222H78V223H80ZM87 222V221H86ZM85 222V223H86ZM185 222V221H184ZM243 222V221H242ZM243 222V223H244ZM248 222H251V220L249 221H247V225H248ZM253 222V221H252ZM29 223V222H28ZM32 224H33V222H31ZM83 224V226H81V228L82 227H84L85 226V228H86V224ZM103 223V227L102 226H100V225H97L96 224V227L97 228H99L98 226H100V228L102 227V228H105L106 229V231L108 232V229H109V227H108V223H105L104 224ZM130 223H132V222H130ZM183 223V222H182ZM188 223V222H187ZM186 223V224H187ZM191 224L193 223V222H190ZM236 223H239V222H236ZM246 223V222H245ZM244 223V224H245ZM14 224H16L17 225V222H14ZM13 224V225H14ZM19 224V223H18ZM21 224H22V222H21ZM22 224V225H23ZM27 224V223H26ZM68 225H64L65 226V232L66 231H68V229L66 230V227H68L69 228V226L71 225H69V223H67ZM77 224V223H76ZM107 224V225H106ZM189 224V223H188ZM195 224V223H194ZM199 223L197 222V224H196V229H197V225H198ZM256 224H258V223H256ZM261 224V223H260ZM263 224V223H262ZM261 224V225H262ZM13 225H12V227H13ZM31 225V224H27V226H26V228L25 229H27V228H30L29 226ZM41 225V224H40ZM72 225H75V223L74 224H72ZM71 225V226H72ZM87 225H88V223H87ZM107 227H106V226ZM183 225V224H182ZM181 225V226H182ZM202 225H204V224H202ZM231 225V224H230ZM251 225V224H250ZM19 225H17V227H18ZM77 225H75L74 227H76ZM79 225L77 226V227H80ZM105 226V227H104ZM116 226H117V224H116ZM115 226V227H116ZM127 226V225H126ZM125 226V227H126ZM132 226V224L131 225H129V227L128 228H130ZM188 226V225H187ZM192 226V225H191ZM194 226V225H193ZM200 226H201V224H200ZM200 226H198V227H200ZM207 226V225H206ZM206 226H204V227H206ZM238 226V225H237ZM264 226V225H263ZM36 227V226H35ZM73 227V226H72ZM73 227V228H74ZM77 227H76V229H77ZM115 227L114 228H112V227H110V229L112 228V230H114L115 229ZM125 227H123V228H125ZM185 227V226H184ZM189 227V226H188ZM239 227V226H238ZM254 227H256V225H254ZM253 227V223H252V225L251 226H249V228H254ZM14 228H16V226H14ZM73 228L71 229V228H69V229H71V230H73ZM85 228H82V230L83 229H85ZM108 228V229H107ZM190 228H192V227H190ZM233 228H234V226H233ZM257 228V230H258V227H256ZM259 230H261V228H263V227H260V225H259ZM7 229V228H6ZM9 229V228H8ZM11 229V228H10ZM54 229V228H53ZM76 229H74V230H76ZM245 229H247V228H245ZM244 228H243V232H244V230H245ZM14 230V229H13ZM20 230V229H19ZM18 229H16L15 231H13V232H16V231H19ZM31 230H33V228L31 229ZM56 230V229H55ZM54 230V231H55ZM71 230H69L70 232H68V234L69 233H74L75 234V232L77 231V230H79V231H77V232H80L81 231V229L80 228H78L76 231H73V232H71ZM93 230V229H92ZM91 230V231H92ZM126 230H127V228H126ZM192 230V229H191ZM259 230L257 231V232H255V228H254V232L255 233H257V234H259ZM264 230V229H263ZM262 230V231H263ZM5 231H7V230H5ZM11 231H12V229H11ZM21 231V230H20ZM23 231V230H22ZM53 231V230H52ZM51 231V232H52ZM96 231V230H95ZM97 231H99V230H97ZM110 231V230H109ZM248 231V230H247ZM250 231H252V230H250ZM261 231V232H262ZM10 232V231H9ZM8 232V233H9ZM58 232V231H57ZM76 232V233H77ZM82 232V231H81ZM94 232V231H93ZM7 233V234H8ZM221 233V232H220ZM246 232H244L243 234H245ZM248 233H249V231H248ZM248 233H247V235H248ZM91 234V233H90ZM116 234V233H115ZM121 234H122V232H121ZM216 234H218V233H216ZM223 234V233H222ZM262 234H263V232H262ZM71 235H73V234H70V236ZM113 235V234H112ZM111 235V236H112ZM249 235H250V233H249ZM251 235H253V234H251ZM251 235H250V237H251ZM69 236V235H68ZM77 236V238H79L78 236L79 235H76ZM85 236V238H86V235H84ZM96 236V235H95ZM94 236V237H95ZM116 236V235H115ZM114 236V237H115ZM253 236H255V234L253 235ZM257 236H261L260 234L259 235H257ZM57 237V236H56ZM63 237V236H62ZM61 237V238H62ZM64 237H66V236H64ZM74 237V239H75V236H73ZM73 237H71V238H73ZM247 237V236H246ZM262 237H264V234H263V236ZM261 237V238H262ZM31 238H33V237H31ZM31 238H29V239H31ZM67 238V237H66ZM65 238V239H66ZM71 238L70 237H68L67 239L69 240H71ZM76 238V239H77ZM81 238V241L83 242L84 240H85V238H82V236L80 237ZM90 238V237H89ZM91 238H93V237H91ZM90 238V239H91ZM110 239V237H107V238H105V242L107 243V242H110L109 244L111 245L113 242L115 243V241H116V239L115 238H113V236H112V239L114 240H112V241H110L109 239ZM247 238H249V237H247ZM261 238H259L260 240H261ZM27 239H28V237H27ZM26 239V240H27ZM34 239H35V237H34ZM33 239V241H36V239L34 240ZM46 239H48V238H46ZM51 240H52V238H50ZM50 239H48V240H50ZM54 239V238H53ZM59 239V240H58ZM58 239L56 238V240L57 241H60V236H58ZM83 239V240H82ZM86 239H88V238H86ZM94 240V242L92 241H90L88 244L86 243V244H84V242L82 243L81 241V243L83 244L82 246H78V248L79 249H81V251L85 248V250L87 251V249L88 250H90L91 249V251H92V249H93V251L94 252H96V253H100V252H102V251H99L100 250V248H101V250H103L105 247H104V245L107 247V244H105L103 241H102V239H100L101 241H99L98 239V241H96L95 242V239L96 238H93ZM106 239H108L109 241H106ZM240 239H241V236H240ZM250 239V238H249ZM252 239H253V237H252ZM12 240V239H11ZM17 240V239H16ZM14 241V244H16L17 242H18V240H19V242L18 243H20V240L21 239H18L17 241ZM23 240V239H22ZM22 240H21V242H22ZM38 240V239H37ZM50 240V241H51ZM79 240L80 239H78V243H80L79 242ZM89 240V239H88ZM88 240H86L85 242H87ZM236 240V239H235ZM235 240H233V241H235ZM245 240V239H244ZM6 242H7V240H5ZM4 241V242H5ZM31 242H32V240H30ZM30 241H26V242H30ZM63 242H64V240H62ZM62 241H61V243H62ZM77 240H75L74 242H76ZM257 242L256 240H253L252 242ZM12 242H13V240H12ZM11 242V243H12ZM30 242V243H31ZM47 242V241H46ZM67 242V241H66ZM70 242H72V244H74V246H77L76 244L77 243H73V241H70ZM101 242V243H100ZM239 242H240V240H239ZM249 242H250V240H249ZM248 242V243H249ZM11 243H7V244H9V245H11ZM17 243V244H18ZM33 243V242H32ZM31 243V244H32ZM81 243L79 244V245H81ZM99 243V244H98ZM233 242H231V244H232ZM2 244H4V245H6V243H3V241H2ZM1 244V245H2ZM62 244H64L65 245V242L64 243H62ZM72 244L70 245V246H72ZM103 246H101V245ZM104 244V245H103ZM108 244V245H109ZM227 244H228V242H227ZM1 245H0V247H1ZM64 245L63 246H61V247H63L64 248ZM67 245V244H66ZM99 245L101 246L99 249H98V247H99ZM226 245V244H225ZM249 250L251 251V246L253 245L252 243L250 244L249 243ZM114 246V245H113ZM227 246H229V244L227 245ZM248 246V245H247ZM246 246V247H247ZM3 247V246H2ZM1 247V249L2 250H4L3 248ZM10 247H12V246H10ZM66 247V246H65ZM73 247V246H72ZM81 247V248H80ZM226 247V246H225ZM241 247H243V246H241ZM255 247V246H254ZM63 248H61V249H63ZM75 249H76V247H74ZM77 248V249H78ZM109 248H110V246H109ZM229 248V247H228ZM227 247H226V250L228 251L229 249H228ZM243 248H245V247H243ZM60 249V250H61ZM97 249V250H96ZM107 249H108V247H107ZM106 249V250H107ZM111 249H112V245H111ZM248 249V248H247ZM252 249H253V246H252ZM263 249V248H262ZM261 249V250H262ZM105 250V251H106ZM109 250V249H108ZM107 250V251H108ZM235 250V249H234ZM239 250H241V248H239ZM62 251V250H61ZM65 251V253H67V251H66V249H64L63 250V252ZM92 251V254L94 253ZM99 251V252H98ZM104 251V252H105ZM126 251V250H125ZM127 251H128V249H127ZM244 251L245 250H241V253H244ZM250 251H247V252H250ZM253 251H254V253H255V250L253 249ZM256 251H258L257 249H256ZM264 250H262L261 251V253H264L263 252ZM3 252V251H2ZM4 252H5V250H4ZM51 252H53V251H51ZM103 252V253H104ZM229 252H231V253H229ZM252 252V251H251ZM84 253V252H83ZM88 253V257H87V259L89 260V259H92L93 257L92 256H94V254H96V253H94L91 257L92 258H90V255H91V253H89L88 251L87 252H85L84 254H87ZM102 253V255L103 256H105L104 254ZM108 253H110V254H112L111 252H106L105 254H108ZM228 253L229 254H231V255H233V254H235V252L233 253L232 252V250H229L228 251ZM227 253V254H228ZM260 253V250H259V254L262 256H264V254H261ZM53 254V253H52ZM55 254V253H54ZM101 254V253H100ZM126 254L127 253H125V256H126ZM229 254L227 255V256H229ZM256 254V253H255ZM257 255V256H260V255ZM55 255H57V254H55ZM55 255H53V256H55ZM230 255V256H231ZM75 256V253H70V254H67L66 255V257H68V259L69 258H71V257H74ZM85 256H87V255H85ZM96 256V255H95ZM95 256H94V260H96L97 259V261L96 262H94V261H92V260H90V261H92L93 262V264H109L108 262L110 261H107V262H105L107 259H106V257L108 258V256H106V257H103V260H105L104 262H103V260H99L98 261V259H101V256L98 254V257L96 256V258H95ZM229 256V257H230ZM244 254H243V258H244ZM255 256V255H254ZM253 256V257H254ZM84 257V256H83ZM111 257H112V255H111ZM111 257H109L110 259H112ZM232 257H234V256H232ZM231 257V258H232ZM252 257V256H251ZM252 257V258H253ZM55 258H56V256H55ZM86 258V257H85ZM105 258V259H104ZM242 258V257H241ZM251 258V259H252ZM255 258H256V256H255ZM67 258H65V260H66ZM84 259V258H83ZM87 259H84L87 263L88 262H90V261H88ZM248 259H250V258H248ZM259 259H261V258H259ZM81 260H79V262H80ZM116 261V260H115ZM241 261H244L245 262V260H241ZM247 261H249V260H247ZM246 261V262H247ZM256 261V260H255ZM68 262V261H67ZM65 263V264H69V262L68 263ZM83 262V260L80 262V263H82ZM102 262V263H101ZM112 264H114V262L111 260L110 261ZM254 262V261H253ZM260 262H261V260H260ZM39 263V262H38ZM110 263V264H111ZM242 263V262H241ZM262 263V262H261ZM70 264H72V263H70ZM74 264V263H73ZM78 264V263H77ZM119 264H127V261H126V258L125 259H122V260H120V263ZM242 264H245V263H242ZM250 264V263H249ZM257 264H258V260H257Z\"/></svg>","mask_w":264,"mask_h":264}]
</instances>
